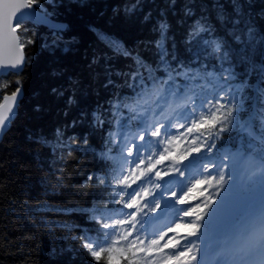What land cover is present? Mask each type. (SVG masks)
<instances>
[{
	"label": "snow or ice",
	"instance_id": "snow-or-ice-1",
	"mask_svg": "<svg viewBox=\"0 0 264 264\" xmlns=\"http://www.w3.org/2000/svg\"><path fill=\"white\" fill-rule=\"evenodd\" d=\"M0 4V51L8 47L22 52L24 44L17 30L29 23L44 26L52 34L51 45L46 43L45 47L55 49L63 43L64 51L68 50V42L63 39L67 25L54 20L55 11L48 12L40 0H0ZM175 4L176 0H168V8L174 9ZM136 7L133 5L125 11ZM181 12V24L195 17L183 40L186 52L191 55L187 62L178 59L174 42L171 50L167 46L170 25L164 11L153 27L158 38L149 42L157 57L154 65L139 55L133 56L119 41H108L114 54L133 60L134 71L117 73L125 77L133 95L117 96L109 101L107 115L97 108L91 117L94 127H103L106 122L115 126L105 138L107 151L99 155L115 163L112 183L119 188L118 191L113 188L119 201L113 202L135 211L111 213L107 205L103 210L95 207L80 210L91 213L89 219L100 224L95 236L85 229L80 237L83 249L97 264L105 253V264H120L121 259L135 264L139 254H143L139 259L144 264H264V202L258 216L247 224L239 220L219 223V217L228 211L234 195L238 194L236 185L240 192L257 184L264 189V8L256 11L254 0H211L210 3L186 0ZM143 19L150 20L151 13ZM202 58L217 60L219 70L202 71ZM24 60L23 55H18L8 61L7 67L19 69ZM197 62H201V68L191 67ZM4 68L0 61V73ZM238 68H243V72L237 71ZM112 83L109 79L108 84ZM18 92L19 89L12 94L13 103L7 108L0 105V133L15 114ZM208 95L212 96L211 100ZM189 122L191 127L187 131L198 133L194 140L200 144L173 156L167 145L178 139L174 129L185 128ZM226 132L233 134L228 142L233 146L222 145L217 149L216 140ZM109 146H118L119 155L110 156ZM202 149H206L203 155H192L201 153ZM213 150L217 153L214 157L210 155ZM169 160L172 163L166 168H157ZM186 160L188 163H183ZM133 165L134 168L130 167ZM141 165H144L142 170ZM226 168L230 171L226 172ZM186 172L194 181L192 187H187L188 181L182 179ZM173 173L178 175L164 179ZM196 175L203 178L196 179ZM97 179L104 183L103 178ZM146 184L151 185V190ZM205 184L215 188L213 196L187 209L176 207L191 203L197 197L190 194L196 186ZM174 189L182 194L178 195ZM221 189L224 191L221 202L211 207ZM169 196L175 199L170 200ZM162 202L163 211L157 219H163L171 209L169 219L163 227L149 230L145 227V209L156 212ZM185 217L194 220L184 221ZM181 229L186 231H178Z\"/></svg>",
	"mask_w": 264,
	"mask_h": 264
},
{
	"label": "trees",
	"instance_id": "trees-1",
	"mask_svg": "<svg viewBox=\"0 0 264 264\" xmlns=\"http://www.w3.org/2000/svg\"><path fill=\"white\" fill-rule=\"evenodd\" d=\"M185 2L176 0L174 9L168 8V0H54L55 8L40 3L55 11L54 20L67 25L63 39L68 50L63 43L45 47L51 45L52 34L27 24L26 38L32 43L23 47L25 68L2 78L3 96L20 88L24 96L0 141V264H97L80 237L85 229L95 236L100 224L80 210L107 205L115 211L120 202H113L118 197L113 188L119 190L112 183L115 163L99 155L107 151L105 138L115 126L106 122L94 127L91 113L100 108L107 115L109 101L133 95L125 77L117 75L134 71L133 60L114 54L108 41H119L133 56L154 65L157 57L149 42L158 38L153 27L164 11L170 25L167 46L171 50L174 42L178 59L189 61L183 40L195 17L179 23ZM254 3L256 11L264 8V0ZM133 5L137 7L125 11ZM149 12L151 19L145 21ZM202 63V71L219 70L213 58H202ZM191 67L201 68V62ZM232 136L224 133L217 149L233 146L228 143ZM109 147L114 156L117 147ZM106 255L99 264H105Z\"/></svg>",
	"mask_w": 264,
	"mask_h": 264
},
{
	"label": "rangeland",
	"instance_id": "rangeland-1",
	"mask_svg": "<svg viewBox=\"0 0 264 264\" xmlns=\"http://www.w3.org/2000/svg\"><path fill=\"white\" fill-rule=\"evenodd\" d=\"M85 1H87V0H77L78 3H83ZM41 2H44L45 4H48L50 6L54 5V0H40V3ZM40 5L42 6V4H40ZM23 28H26L27 31L25 32L23 30ZM23 28L22 29H18L17 32H18V34L21 37V43H23L24 46H25L27 44V41H28V39L26 38V35H27V32H28L29 29L27 28V24H25L23 26ZM4 86H5L4 82H2V79H0V93H1V95H3L2 91L4 89ZM209 96L210 95H208V99L211 100L212 96H210V97ZM0 98H2V96H0ZM213 103H215V101H213ZM125 115L127 116L128 113L126 112ZM133 123H135V122H133ZM187 127H191V123L190 122L186 125L185 128L174 129V132L178 136V139L174 140L170 145H167V147L169 148V151L172 153L173 156H177V155H179L180 152H183L186 149L190 150L191 148L199 146V144H200V141L194 140V137L196 135H198V133H195V131H193L192 133H187ZM201 131H205V129H201ZM181 133H182V135H181ZM153 139H155V138H153ZM202 139H203V137H202ZM114 147H117V151H116L114 156H118L119 155L118 146H114ZM161 147H164V145H162ZM205 152H206V149H203V150H201V153L197 154V153L193 152L192 155L193 156L203 155ZM213 152H214V150H213ZM213 152L210 154L211 156L214 155ZM189 159H191V157H189ZM183 163L186 164V163H188V161L186 160ZM225 163L228 164L229 161H225ZM168 165H170V163L165 161L163 165H158L157 168L158 169L166 168ZM130 167L134 168L135 166L133 165V166H130ZM143 168H144V165H141L140 166V170H142ZM137 171H139V170H137ZM212 171H213V174H215L216 170L213 169ZM225 171L228 172V171H230V169L226 168ZM194 172H195V170H194ZM257 173H259V172H257ZM172 175H178V174H175V173L170 174L169 176H165L164 179L165 180L171 179ZM202 178H203V176L196 175V179H202ZM182 179H185L186 181H188L187 187H192L193 186L194 181L189 179V174L187 172L185 174V177H183ZM137 183H140V181H138ZM229 183L232 184L233 181L231 179H229ZM133 187H136V185H133ZM145 187L149 188V190H151V185H147L146 184ZM187 187L185 188V191L187 190ZM174 190H177L178 195L182 194V193L179 192L178 189H174ZM129 191H131V189H129ZM235 191L238 193L237 194L238 197L243 200L244 212H243V214L240 215V217H238V220L240 222H243L244 220L247 219L248 215L252 212V210L254 208H256L258 206H261L262 202H264V189H261V187L257 184L255 186H252L246 192H240L239 186L236 185L235 186ZM201 192H203L202 196L200 195ZM214 192H215V188L214 187H209L207 184L202 185V186H196V189L190 195L194 196V197H197V198L193 199L191 201V203H186L184 205L177 204L176 207L177 208H185V209L193 207V206H195V204L202 203L205 200L206 197L213 196ZM220 192H222L224 194L223 189H221ZM216 197H217V195L214 196V201L216 200ZM167 198L170 199V200H174L175 199V198L170 197V196L167 197ZM125 199H127V198H125ZM146 199H150V197H146ZM117 201H119V196L117 197ZM121 210H123V212L135 211V209H132V210L127 209L126 207H124L123 203H121V209L119 211H121ZM162 211H163V202L161 204V208L157 209L156 212H148L147 209H145V212H147V215L144 217V220H147L148 217L150 218V220L152 218H156L157 216H160ZM171 211H172L171 209L168 210V215H170ZM191 218H193V217H188V221L192 220ZM156 228H159V227H155L154 229H156ZM181 230L182 231H186L184 229H181ZM201 231H203V228L201 229ZM169 235H171V234H169ZM201 248H202V246H201ZM128 255L131 256L130 253ZM142 255L143 254H139L138 257H137V261L136 262H138L139 264H144V261L139 259V256H142ZM149 259H151V258H149Z\"/></svg>",
	"mask_w": 264,
	"mask_h": 264
},
{
	"label": "water",
	"instance_id": "water-1",
	"mask_svg": "<svg viewBox=\"0 0 264 264\" xmlns=\"http://www.w3.org/2000/svg\"><path fill=\"white\" fill-rule=\"evenodd\" d=\"M0 7H2V4H0ZM21 11H27V10L21 9ZM18 15H19V13H18ZM40 27H44V26H40ZM44 28L47 29L46 27H44ZM18 55H23L25 57L24 49L22 50V52H19L14 48L5 47L2 51H0V61H3L4 65H5L4 71L2 73H0V79L8 76L9 74H20L23 71V69L25 68L26 59L24 60L23 65L21 67H19V69H12L10 67H7L8 61L14 59ZM23 95H24L23 89L20 88L19 92L17 93L16 99H15V104H14V113L15 114L11 115L10 123H7L6 130L3 131L2 133H0V141L3 138V136L8 133V131L11 128L12 123L15 121V119L17 117L19 104L23 98ZM0 96H2L1 93H0ZM5 97H8V99L5 100ZM2 98L3 99H2V102L0 105H3L5 108H7V106L9 104L13 103L12 94L3 96ZM223 195L224 194L220 193L218 195L217 200L211 205V207H216L221 202L220 197ZM206 211H210V209H208ZM242 211H243L242 200H240L236 194L233 197L232 203H231L228 211L226 213L222 214L221 217H219V223L221 225L235 223L238 214H240ZM205 220H207V216L205 217Z\"/></svg>",
	"mask_w": 264,
	"mask_h": 264
},
{
	"label": "bare ground",
	"instance_id": "bare-ground-1",
	"mask_svg": "<svg viewBox=\"0 0 264 264\" xmlns=\"http://www.w3.org/2000/svg\"><path fill=\"white\" fill-rule=\"evenodd\" d=\"M31 25V24H30ZM32 26H34V25H32ZM34 27H40V26H34ZM44 28V27H43ZM49 31V30H48ZM6 96V95H5ZM24 96V95H23ZM3 99V98H2ZM22 101V100H21ZM21 101H20V103H21ZM1 102H2V100L0 101V104H1ZM20 105V104H19ZM18 110H19V108H18ZM17 115H18V113H17ZM17 118V117H16ZM257 172H259V169H257L256 170ZM260 207L261 206H259V207H257V208H255L254 210H252V212L248 215V217H247V219L242 223V224H247L249 221H251L252 219H254L256 216H258V214H259V209H260ZM192 220H194V217L193 218H191ZM146 221V220H145ZM184 221H188V217H185L184 218ZM164 223H166V221L164 222V221H156V222H154L150 227H148V229H151V228H153L154 226H156V225H159V224H164ZM153 226V227H152ZM179 231V230H178ZM180 232H182V231H180ZM172 235V234H171ZM197 235H199V234H197ZM190 239H192V240H195L196 238L195 237H191Z\"/></svg>",
	"mask_w": 264,
	"mask_h": 264
}]
</instances>
